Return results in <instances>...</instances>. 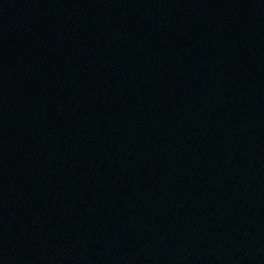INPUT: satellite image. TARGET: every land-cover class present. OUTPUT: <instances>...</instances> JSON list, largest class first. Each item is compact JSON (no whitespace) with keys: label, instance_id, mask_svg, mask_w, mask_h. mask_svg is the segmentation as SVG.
Here are the masks:
<instances>
[{"label":"water","instance_id":"obj_1","mask_svg":"<svg viewBox=\"0 0 264 264\" xmlns=\"http://www.w3.org/2000/svg\"><path fill=\"white\" fill-rule=\"evenodd\" d=\"M0 264H264V0H0Z\"/></svg>","mask_w":264,"mask_h":264}]
</instances>
